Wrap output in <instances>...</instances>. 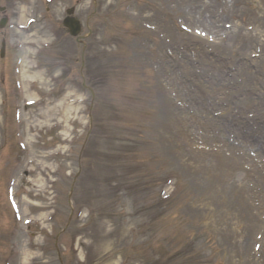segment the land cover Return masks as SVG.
Segmentation results:
<instances>
[{
    "label": "rangeland",
    "instance_id": "obj_1",
    "mask_svg": "<svg viewBox=\"0 0 264 264\" xmlns=\"http://www.w3.org/2000/svg\"><path fill=\"white\" fill-rule=\"evenodd\" d=\"M112 1L115 2L112 5L115 9L113 17L103 19L99 18V14H91V28L99 20L103 23L89 35L90 55H86L85 70L79 68L83 58L80 46L74 47L72 42L63 39V35L56 44L43 49L40 56L36 57L38 67H29L33 63L30 56L25 66L27 80L37 81L30 88L29 95H41L44 100L50 96L47 93L48 78L52 80L56 77L55 82L59 83L72 81L77 87L81 81L94 86L89 76L103 74L102 84L94 86L96 103L90 112L92 122L97 121V126L94 125L91 131L86 128L90 136L83 139L84 135L70 146V154L68 152L55 157L50 153H41L39 147L36 153L38 162L44 164H40L38 172L41 184L47 182L46 179L54 173L58 176L59 184L55 191L58 192L56 210L61 222L59 227L66 224L72 206L67 203L66 197L72 179L68 174L80 168L77 187L72 192V204L74 202V209L79 210L72 227L77 240L75 264H262L264 172L259 177L256 175L254 181H247V190L242 189L236 187V183L232 182L233 176L231 179L226 172L223 174L212 168L208 171L202 167L200 169V163L188 162V156L183 152L177 156L175 150L173 155L163 146L165 143L173 145V142H167L168 138L173 140L172 136L165 135L167 130L169 133L174 132L176 125L178 129L183 128L178 121L179 116L175 119L172 115L166 87L173 88L179 98L188 101L186 91L190 89L192 77L206 66L199 64L195 72L192 68L189 73V66L184 68L180 65L184 55L189 56V53L198 49H194L197 45H194L196 42L190 34H181L176 20L188 26H201L214 17L211 25L217 28V40L221 41L220 37L225 35L227 42L231 39L228 31L233 28L238 30L237 24L245 32L247 24H254L252 32H255L247 35V50L242 49L238 54L247 59V76L253 82L255 91L264 94V0H253V3L250 0H217L216 3L215 0L202 3L198 0ZM109 2L106 0L105 6ZM127 4L129 9H126ZM188 13H192L195 19L199 18L200 22L190 21ZM223 22L234 27L224 30ZM181 44H187L188 49L181 51ZM257 47L261 48L259 56L251 58L250 52ZM230 48L232 50L234 47L230 45ZM18 54L21 53L11 48L7 50L5 59L0 60V98L4 101L2 110L3 115H10V118L13 102L20 100L11 82L12 62ZM190 56L189 61L195 66L196 62ZM230 59V56L226 58ZM210 67H206L208 74L211 73ZM233 67L235 65L229 64V68ZM200 90L197 95L189 96L197 102L205 101L204 95L208 92L204 91L206 88ZM207 101L205 105L198 106L197 103L195 107L191 105L188 108L192 121L197 120L199 123L210 112L220 111L215 102L210 99ZM54 106L48 103L43 106V110L42 107L27 108L24 113L25 117H29L27 127L31 126L28 132L33 139L40 141L41 149L46 146L41 143L44 132L38 127L32 128L36 123L42 124L37 119L58 121L61 132L66 128L67 120L73 127H78L73 117L69 116L70 113L74 114L68 105ZM45 115L47 118H44ZM251 123H248L249 126H253ZM101 124H107L108 128H101ZM104 131L127 141L128 148L137 154L126 160L122 155L133 153L112 151L118 150L117 147L123 150L126 143L120 145L98 138ZM262 133L264 128L252 131L255 135L263 136ZM179 139L182 140V137ZM53 144L52 140L50 145ZM247 146L253 148L249 144ZM185 148H189V145L186 144ZM12 150L10 162L23 154L16 153L13 138ZM79 153L88 156V159L79 165L76 161L74 164L73 159ZM43 166L50 168L43 170ZM38 173L34 176L37 181ZM169 176H173L174 180L165 185ZM111 179L110 185L107 182ZM209 182L212 183L208 186ZM26 189L32 190V201L40 196L35 191L36 187L30 185ZM163 189L166 190L165 194H169L165 199L159 195ZM50 195L47 194L48 197ZM233 196L235 200H232ZM24 198L27 201L29 196ZM257 235L260 237L256 238ZM259 242H262L258 252L260 257H256L252 254V246ZM46 248L49 249V246ZM112 258H116V261L112 262Z\"/></svg>",
    "mask_w": 264,
    "mask_h": 264
}]
</instances>
